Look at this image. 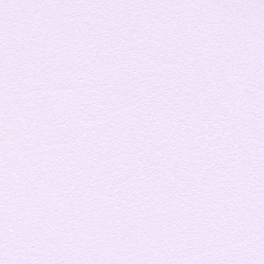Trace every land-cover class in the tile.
I'll use <instances>...</instances> for the list:
<instances>
[{
  "label": "snow or ice",
  "instance_id": "obj_1",
  "mask_svg": "<svg viewBox=\"0 0 264 264\" xmlns=\"http://www.w3.org/2000/svg\"><path fill=\"white\" fill-rule=\"evenodd\" d=\"M0 264H264V0H0Z\"/></svg>",
  "mask_w": 264,
  "mask_h": 264
}]
</instances>
